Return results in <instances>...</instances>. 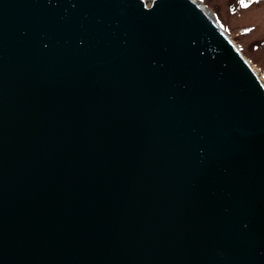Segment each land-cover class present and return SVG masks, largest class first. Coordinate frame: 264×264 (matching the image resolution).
Segmentation results:
<instances>
[{
    "label": "water",
    "instance_id": "water-1",
    "mask_svg": "<svg viewBox=\"0 0 264 264\" xmlns=\"http://www.w3.org/2000/svg\"><path fill=\"white\" fill-rule=\"evenodd\" d=\"M150 1L0 0V264H264V83Z\"/></svg>",
    "mask_w": 264,
    "mask_h": 264
},
{
    "label": "rangeland",
    "instance_id": "rangeland-1",
    "mask_svg": "<svg viewBox=\"0 0 264 264\" xmlns=\"http://www.w3.org/2000/svg\"><path fill=\"white\" fill-rule=\"evenodd\" d=\"M210 11L264 81V0H198ZM247 1V0H243ZM148 7L152 5L146 0ZM250 30V31H249Z\"/></svg>",
    "mask_w": 264,
    "mask_h": 264
},
{
    "label": "trees",
    "instance_id": "trees-1",
    "mask_svg": "<svg viewBox=\"0 0 264 264\" xmlns=\"http://www.w3.org/2000/svg\"><path fill=\"white\" fill-rule=\"evenodd\" d=\"M251 3H254V4H255L256 2H253L252 0H247V1H243V0H241V1H240V5H242V4H243V5H244V4H245V5H248V4H251Z\"/></svg>",
    "mask_w": 264,
    "mask_h": 264
},
{
    "label": "bare ground",
    "instance_id": "bare-ground-1",
    "mask_svg": "<svg viewBox=\"0 0 264 264\" xmlns=\"http://www.w3.org/2000/svg\"><path fill=\"white\" fill-rule=\"evenodd\" d=\"M253 68V67H252ZM254 69V71L260 76V74H259V72L257 71V69L256 68H253ZM262 80V79H261ZM262 82L264 83V81L262 80Z\"/></svg>",
    "mask_w": 264,
    "mask_h": 264
},
{
    "label": "snow or ice",
    "instance_id": "snow-or-ice-1",
    "mask_svg": "<svg viewBox=\"0 0 264 264\" xmlns=\"http://www.w3.org/2000/svg\"><path fill=\"white\" fill-rule=\"evenodd\" d=\"M250 31V30H249Z\"/></svg>",
    "mask_w": 264,
    "mask_h": 264
}]
</instances>
